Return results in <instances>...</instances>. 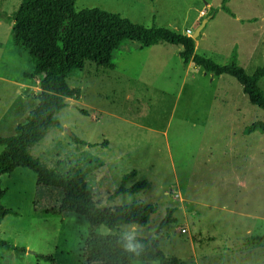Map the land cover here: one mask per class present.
<instances>
[{"label":"rangeland","instance_id":"1","mask_svg":"<svg viewBox=\"0 0 264 264\" xmlns=\"http://www.w3.org/2000/svg\"><path fill=\"white\" fill-rule=\"evenodd\" d=\"M20 3L0 0V12L4 6V14H11ZM86 8L181 34L186 28L194 33L207 17L194 38L197 53L220 64L234 62L247 74L264 65V0L75 1V12ZM128 45L140 46L121 45L115 68L86 60L69 73L66 82L78 96L57 113L61 128L52 127L30 153L52 168L57 159L73 168L83 151L102 160V169L86 175L99 208L152 205L149 230L163 253L180 264H264V132L246 131L263 121V111L234 77L192 64L186 69L180 45L155 44L130 58L123 55ZM14 47L12 24L0 18V137L25 122L40 91V76H26L33 67L28 51L17 55ZM258 86L264 91V77ZM73 136L87 145L76 144ZM132 170L136 176L125 186L144 180L149 187L113 195ZM0 180L6 191L1 202L11 210L1 222L0 239L25 248H0V264H97L87 261L85 243L88 234L108 233L105 226L74 213L49 212L63 192L38 185L27 168ZM168 210L171 221L162 225Z\"/></svg>","mask_w":264,"mask_h":264},{"label":"trees","instance_id":"2","mask_svg":"<svg viewBox=\"0 0 264 264\" xmlns=\"http://www.w3.org/2000/svg\"><path fill=\"white\" fill-rule=\"evenodd\" d=\"M75 1L21 0L18 8L11 14L0 12V18H5L12 24L13 46L28 51L33 67L26 76L31 79L40 76L36 106L29 111L25 122L15 126L11 136L0 137V146L3 147L0 153V177L11 174L18 168H27L35 173L38 185L62 190L63 197L59 206L53 207L49 212L57 215L74 213L85 217L90 224L105 226L108 233H92L87 236L84 252L88 255L89 262L136 264L157 260L159 264H180L176 257L163 253L154 237L149 240L134 236L133 230L123 228L136 226L149 229V218L154 211L152 205L131 203L99 208L93 199L86 175L100 168L102 160L89 151H83L80 162L73 168H68L63 159H57L52 168L34 157L30 148L41 142L52 127L61 128L57 113L67 106V99L78 96L66 82L69 73L74 69H81L86 60L113 68L117 50L128 42L135 41L141 47L159 43L180 45L182 49L179 56L183 63L190 62L216 76L227 74L234 77L242 86L249 102L260 108L263 114L264 91L258 86V81L264 77V65L256 68L252 74H247L234 62L220 64L205 54L197 53L191 36L164 26H142L99 8L75 12ZM256 130L264 132V119L246 128L248 133ZM73 140L76 144L87 145L75 136ZM135 176L134 170L124 174L121 185L112 194L139 192L149 187L144 180L135 182L130 188L126 187L127 181ZM5 193L0 180V225L11 212L1 202ZM172 211L168 210V217L162 221V225L171 221L169 215ZM128 244L136 246V251L129 252L126 248ZM0 248L25 252L24 247L8 244L2 239ZM41 257L53 263L51 256Z\"/></svg>","mask_w":264,"mask_h":264},{"label":"crops","instance_id":"3","mask_svg":"<svg viewBox=\"0 0 264 264\" xmlns=\"http://www.w3.org/2000/svg\"><path fill=\"white\" fill-rule=\"evenodd\" d=\"M223 1H224V0H223ZM2 9H3L2 12L5 13V7H4V6H3ZM241 18H242V17L237 16L235 19H238V20H239V19H241ZM202 19H203V18H202ZM202 19H201V20H202ZM244 19L252 20L253 18H250V17L248 18V17H247V18H244ZM186 29H187V28H186ZM189 29H190V28H189ZM192 34H193V33H192ZM192 34H191V35H192ZM195 43H196V42H195ZM171 45H173V44H171ZM128 46H130V45H128ZM151 46H152V45H151ZM148 47H150V46H148ZM148 47H140V46H138V45H134V46L126 47V48L123 47V48H124V50H123V53H124V54H123V55H125L124 57H129V58H130V57H134L136 54L142 52V48H144V50H146L145 48H148ZM14 48H15V47H14ZM15 50L17 51V50H19V48L16 47ZM16 54H17V55L19 54L18 51H17ZM121 56H122V54H121ZM116 63H118V62H116ZM184 64L186 65V69L191 68V67H190V64H191V63H190V62H188V63H184ZM115 66H116V64L114 65L113 68H115ZM212 79H213V77H212ZM39 90H40V88H39ZM106 143H107V144H106ZM106 143H105V144L107 145V147L110 146L108 142H106ZM103 166H104V163H103V165H102L100 168H98V169H102ZM222 209H223V210H227L226 207H222ZM194 213H195L196 215L198 214V213L195 212V211H194ZM61 217H63V216H61ZM132 228L135 229L136 227H132ZM133 229H132V230H133ZM209 238H210V237H209ZM211 239H214V236H213ZM202 244H204V243L202 242ZM223 244H228V242H227V241H224Z\"/></svg>","mask_w":264,"mask_h":264},{"label":"water","instance_id":"4","mask_svg":"<svg viewBox=\"0 0 264 264\" xmlns=\"http://www.w3.org/2000/svg\"><path fill=\"white\" fill-rule=\"evenodd\" d=\"M207 21V17H204L202 19V23L199 27L195 29V32L191 35V37L194 39L199 36L201 28L205 25V22ZM155 234V231L149 230V229H142V228H135L133 229V235L134 236H140L145 237L149 240L152 239L153 235Z\"/></svg>","mask_w":264,"mask_h":264},{"label":"built area","instance_id":"5","mask_svg":"<svg viewBox=\"0 0 264 264\" xmlns=\"http://www.w3.org/2000/svg\"><path fill=\"white\" fill-rule=\"evenodd\" d=\"M191 34H192L191 29H189V28L185 29V35L191 36ZM173 196L175 198L181 199V195H180V193L178 191H173ZM181 231L184 232L185 229H181Z\"/></svg>","mask_w":264,"mask_h":264},{"label":"clouds","instance_id":"6","mask_svg":"<svg viewBox=\"0 0 264 264\" xmlns=\"http://www.w3.org/2000/svg\"><path fill=\"white\" fill-rule=\"evenodd\" d=\"M126 248L129 252H135L136 251V246L132 245V244H128L126 245Z\"/></svg>","mask_w":264,"mask_h":264}]
</instances>
